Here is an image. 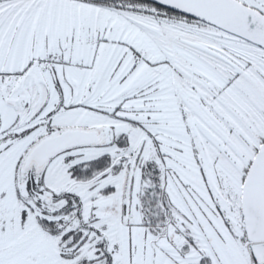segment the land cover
<instances>
[{"label":"snow or ice","instance_id":"snow-or-ice-1","mask_svg":"<svg viewBox=\"0 0 264 264\" xmlns=\"http://www.w3.org/2000/svg\"><path fill=\"white\" fill-rule=\"evenodd\" d=\"M0 264H264V0H0Z\"/></svg>","mask_w":264,"mask_h":264}]
</instances>
